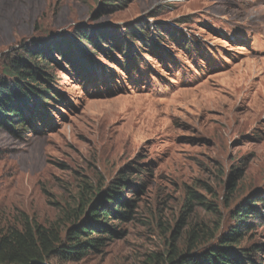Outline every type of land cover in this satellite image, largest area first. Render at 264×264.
Returning <instances> with one entry per match:
<instances>
[{
    "label": "rangeland",
    "instance_id": "rangeland-1",
    "mask_svg": "<svg viewBox=\"0 0 264 264\" xmlns=\"http://www.w3.org/2000/svg\"><path fill=\"white\" fill-rule=\"evenodd\" d=\"M16 64L50 89L29 100L44 114L21 107ZM0 88L19 103L0 114L1 233L30 222L67 244L79 203L113 195L129 214L102 248L48 264L217 246L264 264V0H0Z\"/></svg>",
    "mask_w": 264,
    "mask_h": 264
},
{
    "label": "trees",
    "instance_id": "trees-1",
    "mask_svg": "<svg viewBox=\"0 0 264 264\" xmlns=\"http://www.w3.org/2000/svg\"><path fill=\"white\" fill-rule=\"evenodd\" d=\"M79 41L85 44L88 43L85 36L79 38ZM22 66L16 64L8 68L11 76H17L21 80L33 83V87L30 90L27 88L24 90L25 99L21 101V107L28 114H32L33 110L34 115L35 112L44 114L42 107H47L46 100H51L45 97L49 94L50 89L48 90L43 86L45 83L41 80V77H37L31 71L23 70ZM42 76L45 75L42 74ZM5 91H7V88H0V95H4ZM33 96H37L43 100L42 107H38L37 104L29 101L33 100ZM13 98L17 100L16 94L7 99H0V114L4 117H11L18 112L15 106L19 103L13 101ZM117 185L121 186L120 183ZM113 190H116V193L113 194L117 195L121 191V188L113 187ZM107 197L111 200L109 203L114 205L113 210L108 206L102 207L95 204L88 210V216L86 217H83L85 203L83 201L79 203V208L76 211L78 214L74 213L77 226L67 233V244L62 242L60 234L57 231L45 229L30 222H26L20 230L12 229L4 234L0 232V264H48L51 259L58 257L64 261L80 262L87 256L88 252H98L103 246L104 237L112 234V230L106 227L105 223L112 217L121 216L124 218L125 215L129 214V211H123V208H127V202H120L119 197H114L113 195H107ZM191 198L196 199L197 197L192 196ZM102 201V199L98 200V202ZM240 214L237 216H240ZM93 234H96V236L90 238ZM234 234L237 235L236 232ZM190 237L194 242L197 241V235L194 231L191 232ZM222 243L236 246L239 244V241L233 235L231 238L224 239ZM193 250L194 248H190L188 252H192ZM191 257L190 254L181 256L177 255L174 251H170L166 258L165 256L164 258L163 256L162 258L151 257V259L143 264H242L243 260L247 259L242 252H239L237 255L229 252L224 254V248L220 246L212 248L202 256L201 262L191 260Z\"/></svg>",
    "mask_w": 264,
    "mask_h": 264
}]
</instances>
